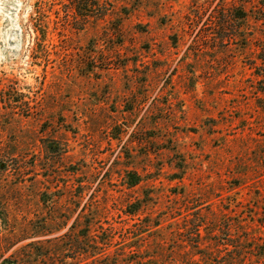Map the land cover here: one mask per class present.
Segmentation results:
<instances>
[{
  "label": "rangeland",
  "instance_id": "374dc122",
  "mask_svg": "<svg viewBox=\"0 0 264 264\" xmlns=\"http://www.w3.org/2000/svg\"><path fill=\"white\" fill-rule=\"evenodd\" d=\"M239 7L0 0V209L62 225L13 250L52 239L55 260L87 264L69 240L88 218L123 261L163 238L154 264L186 263L199 229L205 264H264V79L248 65L259 49L228 31Z\"/></svg>",
  "mask_w": 264,
  "mask_h": 264
},
{
  "label": "trees",
  "instance_id": "16d2710c",
  "mask_svg": "<svg viewBox=\"0 0 264 264\" xmlns=\"http://www.w3.org/2000/svg\"><path fill=\"white\" fill-rule=\"evenodd\" d=\"M236 1L239 2L240 7L231 9L229 17L230 21L238 23V25H232L231 27L233 28L228 31H233L234 33L240 31V34L242 33L239 35L241 36V40L245 42L243 46L245 49L251 47L259 49V53L256 54L254 60H251V63L248 65H250L251 69L256 70L257 72L263 71L262 77L264 79V0ZM258 35H261L262 38L260 39ZM258 62H260V64H258ZM260 83L264 84V80ZM137 184L138 182L135 181L129 185L133 187ZM55 197H58L55 193L49 195L45 192L39 196L40 205L48 213H51L52 211ZM9 201L10 199L1 197L0 206L9 204ZM138 211L139 208H135V210L129 212V215L134 216ZM85 219H87V221L84 222L83 228L77 231L69 241L72 243L70 244V251H75L79 257L83 256L87 261V264H144L145 261L147 264H154L160 262L164 257L163 253H160V249L163 251L167 242L166 239L159 238L157 244L159 252L156 254L150 255L146 259L140 258V260L123 261L120 256L115 255L116 253L114 254L109 251L113 246L112 237L109 235V238L100 241H98L97 238H93L90 234L93 222L89 221L88 218ZM23 222H25L24 218L19 219L18 215H12L7 209H0V259H2V264H65L62 261L59 262L58 260H55L53 256L51 257L52 254L47 251L48 248L50 249L49 245L53 242L52 239L30 242L25 246L13 250L25 240L52 235L62 227L58 218L45 216L40 220L30 221L28 225H25ZM77 224L78 221H75L71 226L72 233L78 226ZM159 225L160 224H156L155 227H158ZM191 227H194V224L188 220L187 225H185L186 230L184 231L187 233L190 231ZM200 227L201 226L199 225L197 226V228ZM179 231L180 229H178V232ZM175 234H177V232ZM194 235L200 238V241L193 243L188 241L189 249L188 251L183 252V255L185 254L188 256V260L186 263L180 262L181 264H198L199 260L195 259L196 255L203 257L204 264L206 263V255L203 252H200L202 239L199 234V229H197ZM65 238H67V235L64 236V239ZM75 239H77L78 242L74 241ZM82 239L84 240L82 241ZM177 240L178 237L176 240H173V243L177 242L181 243L182 246L185 245V241L182 240L181 242H178ZM139 249H141V247L130 246V251L125 252L123 256L127 257L131 254L134 255L139 252ZM183 249H187V247H183ZM11 250H13L11 254L6 257L5 254L9 253Z\"/></svg>",
  "mask_w": 264,
  "mask_h": 264
}]
</instances>
